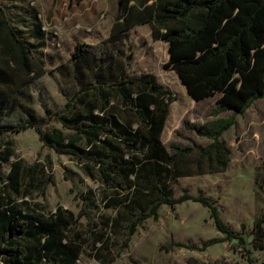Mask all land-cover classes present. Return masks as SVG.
Here are the masks:
<instances>
[{"label": "trees", "instance_id": "obj_1", "mask_svg": "<svg viewBox=\"0 0 264 264\" xmlns=\"http://www.w3.org/2000/svg\"><path fill=\"white\" fill-rule=\"evenodd\" d=\"M117 5L110 35L96 44L77 42L70 60L57 67L74 87L73 94L65 93L64 108L40 116L30 86L46 74L44 62L0 4V135L34 128L44 147L70 157L98 184L84 190L66 171L80 210H50L37 197L54 182L52 159L28 162L8 143L0 151V264H78L88 244L98 261L111 262L114 251H124L147 220L159 219L162 206L174 209L188 201L209 210L223 237L172 239L161 249L205 250L237 240L248 264H264L246 247L251 237L254 249H264V212L251 227L242 223L236 229L204 190L175 195L179 178L227 168L231 148L223 134L237 115L264 98V0H117ZM142 26H150L154 40L168 43L165 67L175 71L190 97L199 102L219 94L213 115L230 112L205 123L183 121L184 129L208 138V144L163 143L177 96L154 73L133 65L126 52ZM53 120L62 129H47ZM11 158L5 175L3 166ZM101 206L116 213L98 221L93 213ZM83 217L85 236L72 234ZM169 264L231 263L189 257Z\"/></svg>", "mask_w": 264, "mask_h": 264}, {"label": "rangeland", "instance_id": "obj_2", "mask_svg": "<svg viewBox=\"0 0 264 264\" xmlns=\"http://www.w3.org/2000/svg\"><path fill=\"white\" fill-rule=\"evenodd\" d=\"M5 9L13 16L12 0H1ZM26 4L22 24L28 27L37 23L42 25L46 36L44 48H36L35 56L41 58L46 74L38 78L30 89L33 93L34 107L40 116L46 115L47 109L64 108L66 94H73L74 87L70 78H66L57 67L70 60L76 43L96 44L110 35V30L117 14V0H21ZM11 19V17H9ZM27 19V20H25ZM19 24L20 26H23ZM27 27V26H26ZM135 42L127 48L132 54L135 66L154 73L158 80L168 86L177 96L171 104L162 141L165 145L177 142L185 145H206L211 140L198 136L195 132L184 129V120L205 123L208 120L227 117L230 112L213 115L219 94L202 101H194L188 95L175 71L165 67L169 60L168 44L154 40L150 26L137 28ZM62 129L59 121L53 120L47 129ZM223 139L231 148V158L226 169L210 173L193 174L179 178L175 184V195L184 189L196 194L200 189L218 201L220 215L226 223L239 229L242 223L251 227L264 212V98L257 99L243 115H237L236 123L223 134ZM12 144L15 152L28 162L49 156L53 161L54 182L48 186L45 195L37 197L48 209L55 210L61 206L75 214L80 210L78 201L71 192V180L66 179L65 172L79 182L84 190L97 189L98 184L86 177L79 166L70 157L58 154L53 149L44 147L39 134L34 128L20 133L0 135V151L7 144ZM10 161L3 166L6 175ZM114 209L104 207L94 211L93 216L102 221L105 216H113ZM159 219H149L143 227L132 236L124 251H114L113 261L104 263L94 257V246L84 247L78 264H169L184 262L189 257L203 262L224 258L231 264H248L247 253L237 242L222 241L205 250L178 248L172 251L161 249L172 239L177 241L209 240L223 237L217 230L209 210L200 203L188 201L174 209L162 206ZM86 219L79 220L72 229V234H86ZM247 237L246 247L251 249L252 257L264 260V249L256 250Z\"/></svg>", "mask_w": 264, "mask_h": 264}, {"label": "crops", "instance_id": "obj_3", "mask_svg": "<svg viewBox=\"0 0 264 264\" xmlns=\"http://www.w3.org/2000/svg\"><path fill=\"white\" fill-rule=\"evenodd\" d=\"M12 2L13 3L10 6L12 7L11 11L13 12V16H10L8 14L7 10L5 9V3L0 0V4L4 8L6 16L8 17L12 26H14V28L17 30V32L20 34L21 37H23L25 40H27L30 44H34L33 52L36 48H44L45 44L47 43L46 42V36L41 32L38 24L35 23L31 27H28L29 23H27L25 25L22 24V20L25 16L23 14L27 11L25 8L26 3L21 1V0H12ZM9 17H11V19ZM25 20H27V19H25ZM19 24H22L23 26H20ZM185 89H186V87H185ZM192 100H194V99L192 98Z\"/></svg>", "mask_w": 264, "mask_h": 264}]
</instances>
